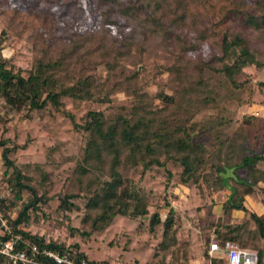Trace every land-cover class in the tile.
Returning a JSON list of instances; mask_svg holds the SVG:
<instances>
[{
	"label": "trees",
	"instance_id": "16d2710c",
	"mask_svg": "<svg viewBox=\"0 0 264 264\" xmlns=\"http://www.w3.org/2000/svg\"><path fill=\"white\" fill-rule=\"evenodd\" d=\"M194 11L175 14L163 7L164 0H96L102 7L98 26L64 38L55 33L47 18L38 16L29 25L17 11L0 10V100L14 113L53 111L70 120L80 137L62 193H51V173L58 151H46L42 164L17 165L9 155L16 145L0 139V160L8 197H0V241H13V252L29 254L48 250L74 261L96 264L78 252L77 245L30 234L26 229L38 217H59L71 235L89 238L102 231L116 216L147 218V229L160 227L158 247L168 264H186L187 249L178 245V214L168 199L186 188L203 199L223 190L220 204L210 203L205 214L202 259L210 234L217 244L236 242L255 251L257 264L264 256V81H253L245 72L264 71V59L250 48L245 29L264 35V0L254 4L259 13L244 8L240 0H188ZM222 2V3H221ZM175 7L179 5L173 1ZM162 10V11H160ZM230 17L240 30L211 35L207 15ZM113 13L128 32L116 39L107 25ZM195 33L184 51H196L202 42L212 47L207 59L187 58L169 50L180 30ZM29 45L31 59L22 70L11 58L1 56V44L9 37ZM140 66V70L137 68ZM165 76L164 81L160 77ZM122 95L123 103L113 97ZM88 105L79 118L64 110ZM254 111V113H251ZM59 152V151H58ZM49 155V156H48ZM49 168V169H47ZM242 172L238 175L237 172ZM160 180L162 193L142 192L146 176ZM152 176V175H151ZM170 190V191H169ZM254 195L260 213L247 212L243 203ZM57 200L55 208L50 202ZM166 213L160 218L158 209ZM199 207H197L198 210ZM17 209L14 217L10 213ZM217 210L218 214L213 215ZM232 211L246 214L230 222ZM79 218V227L69 226V216ZM37 261L50 263L39 256ZM0 264H11L0 255ZM213 264H225L213 261Z\"/></svg>",
	"mask_w": 264,
	"mask_h": 264
},
{
	"label": "rangeland",
	"instance_id": "374dc122",
	"mask_svg": "<svg viewBox=\"0 0 264 264\" xmlns=\"http://www.w3.org/2000/svg\"><path fill=\"white\" fill-rule=\"evenodd\" d=\"M173 1L175 0H164L163 7L177 8L175 14L194 11L188 0H177L179 2L177 7L174 6ZM240 1L250 13H259V9L254 4L256 0ZM212 2L214 3L215 0H212ZM102 9V7L97 6L96 0H0V10L17 11L29 25L36 24L38 16L45 17L46 20L51 22L50 24L54 27L55 33L64 38L97 27ZM109 16V19L115 22L107 25L112 37L118 39L125 35L129 29L122 25V20L113 13H110ZM220 18L218 11L212 15H207L205 25L209 27L211 32L208 40H213L212 35L219 34L224 30H240L237 22H234L230 17L223 21H220ZM1 29L2 24L0 23ZM176 35L170 43L169 50L182 51L183 56L192 59L197 56L207 59L213 52L207 40L202 42L201 47L196 51H184L186 42L192 41L195 33L183 29ZM245 35L250 48L264 59V35L251 29H245ZM1 56L11 58L22 70L28 69L31 59L29 45L24 42L23 37L20 39L11 36L7 38L1 44ZM137 70H140V66ZM245 72L253 81H264V71L255 74L253 69H246ZM160 78L164 81L165 76ZM112 99L114 104H120L124 102L122 100L125 98L119 94ZM63 107L66 112L73 114L74 119L79 118L89 108L88 105L83 104L75 108L69 100H63ZM24 113V111L14 113L8 108H3L0 100V139H8L7 146L14 144L18 147L15 152L9 155V158L19 166L25 163H44L47 149L57 146L59 152L57 151L51 156L48 155L58 160V162L60 161L58 169L51 173L53 183L51 193L61 194L67 184L63 177H65L67 169L71 167L70 162L80 145V137L72 131L69 119L55 114L51 110L32 113L29 117H24ZM251 113H254V111H251ZM3 171L0 160V197H8V190L4 182L6 176H3ZM237 173L240 176L242 175L240 171ZM141 187L142 192L145 194L149 191L152 192V195H150L151 205L148 207V211L152 212L154 211V194L162 193L160 180L154 174H150L144 178ZM227 195L228 191L223 190L202 201L196 190L182 188L177 192V197L168 199L169 205L176 209L179 217L178 224L175 225L177 227L176 237L178 245L187 249L186 264H202L204 262L201 253L203 245L201 230L205 226L207 207L210 203L220 204ZM49 205L51 208H55L57 200L51 201ZM243 205L247 212L260 213L261 211L258 199L254 195L246 197ZM197 207H199L198 210ZM157 211L160 218L163 219L166 209L162 207ZM16 213L17 209H14L10 216L14 217ZM212 213L214 216L218 214L217 210ZM246 217V214L232 211L230 222L237 224ZM67 225L66 221L61 224L59 217L43 219L39 216L38 222L32 223L26 230L30 234L43 237L45 241L52 239L66 246L77 245L78 252L84 253L89 260L94 261L96 264L169 263V257L163 259L158 247L161 239L160 227H156L153 233L149 232L147 218L134 220L127 216H116L102 231L90 234L89 238H83L76 233L71 235ZM69 226L79 227V218L70 215ZM5 230H7V226L4 221H1L0 235ZM261 264H264V256Z\"/></svg>",
	"mask_w": 264,
	"mask_h": 264
},
{
	"label": "built area",
	"instance_id": "2783aa9c",
	"mask_svg": "<svg viewBox=\"0 0 264 264\" xmlns=\"http://www.w3.org/2000/svg\"><path fill=\"white\" fill-rule=\"evenodd\" d=\"M13 241H0V255L6 257L11 264H89L85 260L74 261L64 255L55 252L42 250L37 251L31 247L29 254L24 252H13ZM41 256L50 263H41L37 258ZM207 258L202 264H213V261H223L225 264H257V256L254 251L240 248L236 243L225 241L221 245L210 236V242L206 251Z\"/></svg>",
	"mask_w": 264,
	"mask_h": 264
}]
</instances>
